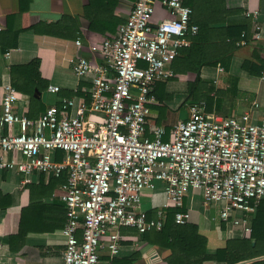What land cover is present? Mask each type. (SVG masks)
Returning <instances> with one entry per match:
<instances>
[{
	"label": "built area",
	"instance_id": "2783aa9c",
	"mask_svg": "<svg viewBox=\"0 0 264 264\" xmlns=\"http://www.w3.org/2000/svg\"><path fill=\"white\" fill-rule=\"evenodd\" d=\"M158 1L167 14L154 24ZM193 14L186 0H136L117 32L91 46L103 63L70 59L74 73L92 83L89 103L83 101L73 116L61 115L56 105L35 119L19 115L23 96L13 85L4 86L0 169L67 175L60 194L66 207L61 264H101L102 252L108 264H119L114 258L122 246L121 228L140 235L161 229L166 208L176 209V222H190L189 190L199 191L204 205L216 209L220 226L251 236L252 220L264 207V107L224 116L191 101L187 118L176 122L169 139L163 126L148 127L156 84L176 76L170 64L199 31ZM260 14L246 9L252 32L249 38L242 33L238 44L264 39ZM88 112L103 121L90 123ZM158 183L166 205L147 219L142 197Z\"/></svg>",
	"mask_w": 264,
	"mask_h": 264
},
{
	"label": "crops",
	"instance_id": "0c3cea01",
	"mask_svg": "<svg viewBox=\"0 0 264 264\" xmlns=\"http://www.w3.org/2000/svg\"><path fill=\"white\" fill-rule=\"evenodd\" d=\"M135 1L27 0L22 8L20 0H0V103L4 86L12 85L13 65L36 59L39 60V71L47 87L43 91L35 90L34 95L40 98L37 103H31L28 95L18 90L23 97L17 103V113L35 119L46 107L56 105L61 115H75L83 101L89 103L92 83L90 79L80 78L74 73L70 59L84 56L93 62L103 63L101 55L91 51V46L100 45L107 34L117 32L127 20ZM226 8L240 10L227 15L226 21L218 25L247 23L251 27L245 11L257 8L264 28V0H227ZM166 14L158 1L154 24ZM14 30L17 32L15 35ZM209 38V41L218 43L215 52L226 51L224 57L229 64L226 68L216 56L214 60L217 64L205 63L200 68L201 78L214 82L221 91V115H241L257 109V106L264 107V71L262 75L254 76L242 68L247 59L258 61L264 58V39L250 40L245 45L237 41L236 46L227 52L228 45L220 42L214 33ZM79 40L80 45L77 44ZM192 41L187 47L191 46ZM4 42L11 46L4 49ZM215 52L210 51L203 56L210 59ZM185 55L186 52L180 51L170 64L177 75L158 81L155 87L157 101L151 104L153 115L148 127L163 126L166 129L165 139L170 138L172 128L181 119L175 109L181 105L183 95L176 93H187L189 83L195 79V73L186 71L184 66L178 64ZM52 85L58 86L59 90L51 92L49 88ZM158 95L173 97L166 105L159 102ZM190 102L185 103L187 109ZM86 119L95 125L103 121V116L88 112ZM61 158L60 153L58 159ZM61 176L48 177L44 173L23 175L0 169V264L62 263L65 249L62 229L66 223V207L60 194L67 179ZM141 204L147 219L156 218L158 210L166 205L163 185L158 183L154 190H147ZM185 208L191 211L190 223L197 225L199 233L208 239L210 253L224 248L229 238L243 236L239 231H227L224 225L218 224L216 209L204 205L199 191H188ZM121 234L123 241L119 255L114 258L116 263L168 264L169 249L150 242L132 227H122ZM108 262L109 257L102 252L100 263ZM204 264L215 263L207 260Z\"/></svg>",
	"mask_w": 264,
	"mask_h": 264
},
{
	"label": "trees",
	"instance_id": "16d2710c",
	"mask_svg": "<svg viewBox=\"0 0 264 264\" xmlns=\"http://www.w3.org/2000/svg\"><path fill=\"white\" fill-rule=\"evenodd\" d=\"M226 2L227 0H186V4L194 9L192 22L198 25L199 31L192 37L191 46L181 50L182 53L186 52V55L179 59L178 64L184 66L186 71L195 73V79L189 83L188 92L183 95L181 105L175 110L191 100L203 103L207 113H212L215 109L221 114L223 107L221 91L214 82L201 78L200 68L205 63L217 64L218 62L214 60L216 56L226 68L229 64L224 57L226 51L215 52L218 43L209 41V37L214 33L220 42L228 45L227 52H230L231 48L236 46V42L242 38V33L245 32L249 38L252 32L250 29L252 24L251 27L247 23L218 25L219 22L226 21L227 15L240 10V8H226ZM25 4L27 0H20L22 8ZM12 32L14 35L17 33L15 30ZM3 45L6 46L4 49L11 46L5 42ZM210 51L216 54L210 59L203 56ZM242 68L251 75L260 76L264 71V58H259L258 61L247 59L243 62ZM11 77L12 85L28 95L31 103H37L40 99L34 95L35 90L43 91L47 87L39 71V60L36 59L25 64L13 65ZM158 97L160 103L169 105L171 96L158 95ZM62 176L67 179L66 172ZM175 213L176 209L166 208L163 227L151 228L142 235L150 242L169 249L168 264H204L207 260L215 264H264V207L259 209L252 220L253 230L250 237L229 238L226 246L217 249L214 253L208 251V239L199 233L198 226L190 222L184 224L176 222Z\"/></svg>",
	"mask_w": 264,
	"mask_h": 264
},
{
	"label": "rangeland",
	"instance_id": "374dc122",
	"mask_svg": "<svg viewBox=\"0 0 264 264\" xmlns=\"http://www.w3.org/2000/svg\"><path fill=\"white\" fill-rule=\"evenodd\" d=\"M176 94H179V95H184L185 96V94H183L182 92L181 93H176ZM182 97V96H181ZM183 98V97H182ZM182 101H183V99H182ZM181 101V102H182ZM176 105V104H175ZM188 109L186 108V106H185V104L182 106V107H180L179 109H178V115H180V118L181 119H183V118H187V116H188Z\"/></svg>",
	"mask_w": 264,
	"mask_h": 264
}]
</instances>
